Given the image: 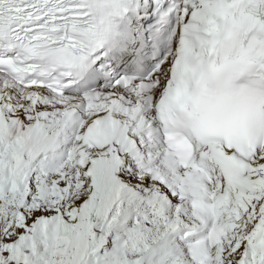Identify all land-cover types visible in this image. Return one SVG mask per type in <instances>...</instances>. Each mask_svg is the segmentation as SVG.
Listing matches in <instances>:
<instances>
[{"label": "snow or ice", "instance_id": "1", "mask_svg": "<svg viewBox=\"0 0 264 264\" xmlns=\"http://www.w3.org/2000/svg\"><path fill=\"white\" fill-rule=\"evenodd\" d=\"M0 264H264V0H0Z\"/></svg>", "mask_w": 264, "mask_h": 264}]
</instances>
